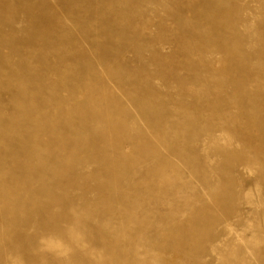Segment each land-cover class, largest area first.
Instances as JSON below:
<instances>
[{
    "label": "rangeland",
    "instance_id": "1",
    "mask_svg": "<svg viewBox=\"0 0 264 264\" xmlns=\"http://www.w3.org/2000/svg\"><path fill=\"white\" fill-rule=\"evenodd\" d=\"M0 264H264V0H0Z\"/></svg>",
    "mask_w": 264,
    "mask_h": 264
}]
</instances>
